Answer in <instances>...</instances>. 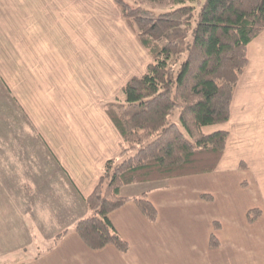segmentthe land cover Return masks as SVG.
I'll list each match as a JSON object with an SVG mask.
<instances>
[{
	"label": "crops",
	"instance_id": "1",
	"mask_svg": "<svg viewBox=\"0 0 264 264\" xmlns=\"http://www.w3.org/2000/svg\"><path fill=\"white\" fill-rule=\"evenodd\" d=\"M248 58L224 157L231 139L233 148L242 139L244 151L259 146L251 122L264 118V31L249 43ZM151 61L115 0H0V264H225L239 252L244 264H264V131L256 164L239 161L245 217L208 224L186 201L198 205L212 194L151 181L120 194L148 193L156 221L132 201L110 214L127 253L112 245L93 251L73 230L89 214L86 198L105 162L121 156L122 136L105 104ZM254 208L261 215L250 221Z\"/></svg>",
	"mask_w": 264,
	"mask_h": 264
},
{
	"label": "trees",
	"instance_id": "2",
	"mask_svg": "<svg viewBox=\"0 0 264 264\" xmlns=\"http://www.w3.org/2000/svg\"><path fill=\"white\" fill-rule=\"evenodd\" d=\"M115 1L152 61L145 74L130 79L115 100L105 104L122 136L121 156L105 162L86 198L89 214L73 230L93 251L112 245L125 254L129 242L110 214L130 201L152 222L159 212L146 192L122 196L124 186L209 174L218 168L230 132L209 127L231 118L235 89L249 64L248 45L264 31V0H205L200 8L199 0ZM177 108L185 132L170 120ZM248 215L254 221L261 210L251 209ZM217 244L212 235L210 247Z\"/></svg>",
	"mask_w": 264,
	"mask_h": 264
},
{
	"label": "rangeland",
	"instance_id": "3",
	"mask_svg": "<svg viewBox=\"0 0 264 264\" xmlns=\"http://www.w3.org/2000/svg\"><path fill=\"white\" fill-rule=\"evenodd\" d=\"M205 0H199V3H196L198 8L203 4ZM134 3V0H133ZM185 59V54H183L182 60ZM180 67V62L177 65V69ZM180 113L181 109L177 108L174 113L171 115L170 120L174 123H177L179 127L185 132L181 120H180ZM255 120H259V118H255ZM264 118L260 120V122L255 123L254 119L252 120L251 124V130L254 134L259 136V141L257 145L255 146L253 151H244L242 150V147L245 146L244 142L241 140H238L237 146L233 148L236 141H233L231 139V144L228 146L229 150L226 153L225 157L221 160L218 168L209 174H203V175H195V176H188V177H181V178H175V179H169L166 180L164 183H172L174 181H183L185 186H183L186 192L190 193V196L197 193L203 194H212L213 199L209 198L211 197L208 195L210 200H201V203L197 205V203L192 200L191 197V203L188 201L187 205L191 204L198 208V211L201 213L202 219L206 218L207 223L211 224L210 220L211 218L214 220L218 219L220 221L226 220L227 216L230 214L235 215L236 217H239L243 215L245 217V208L242 206V191L240 187V181L244 179V176L246 173L245 170H243V167L240 166V159H244L248 163H250V167H253L254 164H256V159L261 154L260 151L263 150V147L261 145V139L264 131ZM247 123V122H246ZM230 128V123L225 124H218L213 125L209 127L210 131H214L217 129H223L228 130ZM134 154L132 152L130 155ZM129 156V155H128ZM185 181V182H184ZM239 189L238 196L236 197L235 194L226 195L225 192L228 190L230 193L234 192L236 189ZM208 201V202H207ZM197 205V206H196ZM223 222V221H222ZM215 233V230H213ZM21 255V254H18ZM18 257V256H17ZM13 259H16V257H13ZM229 259V258H228ZM246 259L247 263V255L242 254V252H239L236 257H230V259L225 264L234 263V264H244Z\"/></svg>",
	"mask_w": 264,
	"mask_h": 264
}]
</instances>
